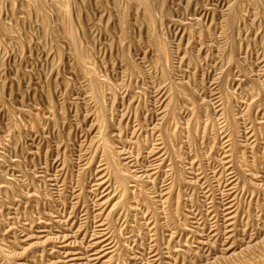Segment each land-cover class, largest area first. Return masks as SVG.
Instances as JSON below:
<instances>
[{
	"label": "rangeland",
	"instance_id": "rangeland-1",
	"mask_svg": "<svg viewBox=\"0 0 264 264\" xmlns=\"http://www.w3.org/2000/svg\"><path fill=\"white\" fill-rule=\"evenodd\" d=\"M0 264H264V0H0Z\"/></svg>",
	"mask_w": 264,
	"mask_h": 264
}]
</instances>
